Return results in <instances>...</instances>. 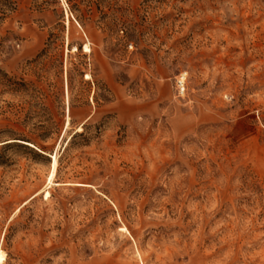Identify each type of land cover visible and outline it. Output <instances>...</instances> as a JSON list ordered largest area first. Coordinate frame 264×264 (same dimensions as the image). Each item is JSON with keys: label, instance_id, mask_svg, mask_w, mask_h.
<instances>
[{"label": "rangeland", "instance_id": "obj_1", "mask_svg": "<svg viewBox=\"0 0 264 264\" xmlns=\"http://www.w3.org/2000/svg\"><path fill=\"white\" fill-rule=\"evenodd\" d=\"M0 250L264 264V0H0Z\"/></svg>", "mask_w": 264, "mask_h": 264}, {"label": "bare ground", "instance_id": "obj_2", "mask_svg": "<svg viewBox=\"0 0 264 264\" xmlns=\"http://www.w3.org/2000/svg\"><path fill=\"white\" fill-rule=\"evenodd\" d=\"M77 50V48L76 47H74V51H76ZM84 51L85 52H90V48H89V46L88 45H85L84 46ZM56 168H57V156L56 155H54L53 156V160H52V176H51V179H50V182L51 181H53V178H54V176H55V173H56ZM49 182V183H50ZM47 193V195H49V193L48 192H46ZM4 259H5V253L2 251V250H0V264L4 261ZM4 264V263H3Z\"/></svg>", "mask_w": 264, "mask_h": 264}, {"label": "built area", "instance_id": "obj_3", "mask_svg": "<svg viewBox=\"0 0 264 264\" xmlns=\"http://www.w3.org/2000/svg\"><path fill=\"white\" fill-rule=\"evenodd\" d=\"M186 75H181L176 80V87L178 89L179 94H184L186 90Z\"/></svg>", "mask_w": 264, "mask_h": 264}]
</instances>
